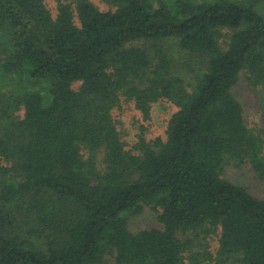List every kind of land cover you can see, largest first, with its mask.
Wrapping results in <instances>:
<instances>
[{
    "label": "trees",
    "instance_id": "trees-1",
    "mask_svg": "<svg viewBox=\"0 0 264 264\" xmlns=\"http://www.w3.org/2000/svg\"><path fill=\"white\" fill-rule=\"evenodd\" d=\"M101 1L0 0V264H264V199L223 176L264 180L234 94L264 124V0ZM124 100L171 103L165 138L127 148Z\"/></svg>",
    "mask_w": 264,
    "mask_h": 264
},
{
    "label": "rangeland",
    "instance_id": "rangeland-1",
    "mask_svg": "<svg viewBox=\"0 0 264 264\" xmlns=\"http://www.w3.org/2000/svg\"><path fill=\"white\" fill-rule=\"evenodd\" d=\"M91 1L100 9L109 10V7L101 0ZM170 46L174 48L173 44ZM78 87L79 84L74 85V88L77 89ZM259 88L255 90L244 75L241 76L239 83L234 88L235 96L243 104L247 124L256 133L264 130L260 112L261 94L258 92ZM174 111L175 107L171 103L167 101L159 102L153 106L151 118L144 120L135 105L124 100L121 107L116 109L115 117L118 121L121 136L127 142V148H132L143 131L148 141L155 140L160 136L165 138L167 121ZM223 176L231 182L247 188L256 197L264 199V180L253 171L249 164L239 167L235 164H226ZM157 217V211L145 207L140 214L129 218L130 230L136 233L145 229L162 228ZM209 243L211 250L216 252L219 246L218 237L214 236Z\"/></svg>",
    "mask_w": 264,
    "mask_h": 264
}]
</instances>
